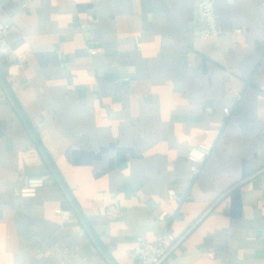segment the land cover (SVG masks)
<instances>
[{
	"label": "crops",
	"instance_id": "0c3cea01",
	"mask_svg": "<svg viewBox=\"0 0 264 264\" xmlns=\"http://www.w3.org/2000/svg\"><path fill=\"white\" fill-rule=\"evenodd\" d=\"M215 15L219 44L198 0H0V264H133L164 210L182 239L158 264H264V6Z\"/></svg>",
	"mask_w": 264,
	"mask_h": 264
},
{
	"label": "built area",
	"instance_id": "2783aa9c",
	"mask_svg": "<svg viewBox=\"0 0 264 264\" xmlns=\"http://www.w3.org/2000/svg\"><path fill=\"white\" fill-rule=\"evenodd\" d=\"M262 5L264 6V0H262ZM198 8L203 22V25L199 30L200 37L211 40L215 44H219L222 29L216 20L215 0H198ZM8 31L9 23L0 22V45L2 46L6 45V35L8 34ZM235 31L240 32L241 30L240 28H236ZM3 96V88L0 84V97L3 98ZM206 109L208 112L212 111L210 107H207ZM224 112L228 114L229 109L225 107ZM209 152L210 146L207 145L195 144L187 147L186 159L189 163L190 179L195 178L201 172L202 165ZM45 178L46 175L27 176L23 184L15 189L14 194L22 197L35 196L38 190L44 186ZM186 195L193 196L194 191L190 188ZM167 196L171 201H177L179 198L174 187L168 188ZM70 214L71 211L69 209L61 210V217L65 220L69 218ZM104 215L108 220L121 218L123 215V208L118 202H112L104 209ZM168 217L169 213L166 210L158 214V219L164 224V226L158 233L154 234L151 239H144L142 236L136 237L134 247L135 262L133 264H157L168 253L176 241L175 236L166 225ZM78 233L83 235L84 230L79 229ZM68 254L69 250L63 248V255L68 256ZM208 254L212 256L211 251L208 252Z\"/></svg>",
	"mask_w": 264,
	"mask_h": 264
},
{
	"label": "water",
	"instance_id": "95a60500",
	"mask_svg": "<svg viewBox=\"0 0 264 264\" xmlns=\"http://www.w3.org/2000/svg\"><path fill=\"white\" fill-rule=\"evenodd\" d=\"M0 81H1L2 85L5 87V89L7 90V88H6V86L4 85L3 81L1 80V78H0ZM263 169H264V168H263ZM263 169H261V170H263ZM261 170H259V171H261ZM256 173H257V172H256ZM256 173H254V174H256ZM254 174H251L250 176L246 177L244 180H242V181H240V182L234 184V186H232V188L235 187V186H237V185H239V184L242 183L243 181L249 179V178L252 177ZM232 188H229V189H232ZM229 189H228L227 191H225L223 194H221V195L217 198V200H216L211 206H209V208H207V210H205V211L203 212V214L198 218V220L195 222V224H196V223H197V222H198V221H199V220H200V219H201V218H202V217H203V216H204V215H205V214H206L211 208H212V206H213V205H214V204H215V203H216L221 197H223V196L229 191ZM181 239H182V238H179L178 240L175 241V243L172 245V247L170 248V250L168 251V253H169V252H170V251H171V250H172V249H173V248L179 243V241H180ZM168 253H167V254H168ZM167 254H166V255H167ZM166 255H165V256H166ZM165 256H164V257H165ZM164 257H163V258H164ZM163 258H162V259H163ZM162 259H161V260H162ZM161 260H160V261H161ZM160 261H159V262H160ZM159 262H158V263H159ZM158 263H157V264H158Z\"/></svg>",
	"mask_w": 264,
	"mask_h": 264
}]
</instances>
